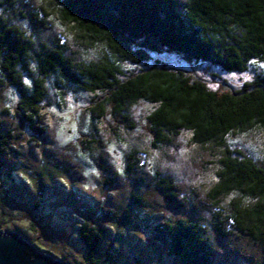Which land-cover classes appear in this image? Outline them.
Segmentation results:
<instances>
[{
  "label": "rangeland",
  "instance_id": "obj_1",
  "mask_svg": "<svg viewBox=\"0 0 264 264\" xmlns=\"http://www.w3.org/2000/svg\"><path fill=\"white\" fill-rule=\"evenodd\" d=\"M4 1L0 0V16L33 42L28 60L32 74L23 73L25 80L38 77L34 52L42 46L62 44L65 55L76 62L101 58L100 47L78 39L55 8L47 6L48 0ZM148 54L139 65L123 64V75L162 64L214 90L241 89L264 75V61L252 60L244 72H226L173 52ZM45 87L40 103L45 133L34 138L18 110L17 91L9 84L0 86L1 128L14 136L15 149L10 168L0 171L1 231L18 232L39 253L83 264L85 250L77 229L87 222L106 229L98 248L100 264H182L165 255L150 226L167 219L194 220L210 241V264H264L258 244L237 231L221 238L214 228L216 206L208 193L218 180L222 148L197 144L186 130L154 147L148 122L153 104H130L126 123L113 114L110 104L101 117L91 112L104 97L101 91L84 92L72 84L57 89L54 76L47 77ZM226 145L264 166V129L232 134ZM160 178L173 182L183 207L175 208L176 203L164 197ZM229 202L230 197H222L217 208L227 214Z\"/></svg>",
  "mask_w": 264,
  "mask_h": 264
},
{
  "label": "trees",
  "instance_id": "obj_2",
  "mask_svg": "<svg viewBox=\"0 0 264 264\" xmlns=\"http://www.w3.org/2000/svg\"><path fill=\"white\" fill-rule=\"evenodd\" d=\"M47 2L78 39L99 46L102 56L82 63L65 55L62 44L42 46L34 52L38 77L25 80L23 73L32 74L28 60L33 42L19 26L0 16V86L9 84L17 91L18 110L34 138L45 133L40 103L49 76H54L57 89L72 84L84 92L101 91L104 97L91 108L99 117L110 104L113 114L128 123L130 104L151 103L155 106L148 116L152 146L186 130L193 142L222 148L218 180L208 193L216 206L214 228L221 238L237 231L264 252V166L226 145L232 134L264 129V75L241 89L214 90L162 64L129 76L122 69L125 63L146 62L149 52L164 50L226 72H244L252 60L264 61V0ZM1 124L0 171H5L15 154L14 136L8 130L2 132ZM158 185L164 197L176 203L175 208L184 206L177 202V188L169 178H160ZM222 197H230L227 214L217 208ZM150 229L166 256L182 264H210L213 251L199 222L167 219ZM77 234L85 250L83 264H100L98 248L106 229L83 222Z\"/></svg>",
  "mask_w": 264,
  "mask_h": 264
},
{
  "label": "water",
  "instance_id": "obj_3",
  "mask_svg": "<svg viewBox=\"0 0 264 264\" xmlns=\"http://www.w3.org/2000/svg\"><path fill=\"white\" fill-rule=\"evenodd\" d=\"M0 264H70L52 254L39 253L18 232L0 230Z\"/></svg>",
  "mask_w": 264,
  "mask_h": 264
}]
</instances>
